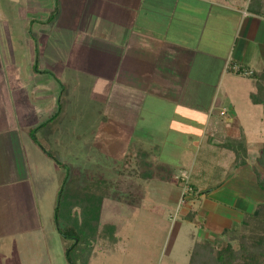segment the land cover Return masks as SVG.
Returning a JSON list of instances; mask_svg holds the SVG:
<instances>
[{"label": "crops", "instance_id": "obj_1", "mask_svg": "<svg viewBox=\"0 0 264 264\" xmlns=\"http://www.w3.org/2000/svg\"><path fill=\"white\" fill-rule=\"evenodd\" d=\"M249 2L48 0L46 5L44 0H0V48L5 49L0 53V69L17 65L15 72L0 74V79L31 83L40 79L49 85L48 74H63L66 79L61 94L55 82H51L53 93L47 86L40 90L45 98L40 104L51 107V117L59 96L63 98L64 109L54 128L76 97L71 91L64 95L65 89L70 90L66 81L71 85L89 82L91 146H95L91 154L122 162L120 168L110 169L118 173L116 182L129 193L135 180L167 183L181 171L187 172L200 193L194 199L199 206H195L190 222L207 234L193 238L192 245L210 241L256 206L239 198L237 190L224 188L225 184L254 182L257 186L256 158L251 155L252 146L257 145L251 140V130L256 126L248 122L257 109V119L264 125L261 105L250 99L257 77L264 78V0L261 14L248 9ZM10 34L21 37L12 41L16 36ZM52 42L64 53L66 49L74 52L62 60L56 58L48 70L42 55ZM23 45L25 54L21 56ZM231 63L251 75L232 73L228 68ZM155 132L161 135V143L151 142ZM134 137L139 139L136 144L131 143ZM108 145H119L127 152L134 146L135 152L116 154L108 151ZM204 152L216 157V165L209 158H200ZM171 155H175L172 163L167 162ZM142 160L149 162L143 167L153 171L151 178L134 175L133 168ZM106 182L112 188V183ZM225 193L234 196L226 200ZM49 206L44 214L51 219L54 204ZM0 219V239L7 246L8 213L3 212Z\"/></svg>", "mask_w": 264, "mask_h": 264}, {"label": "rangeland", "instance_id": "obj_2", "mask_svg": "<svg viewBox=\"0 0 264 264\" xmlns=\"http://www.w3.org/2000/svg\"><path fill=\"white\" fill-rule=\"evenodd\" d=\"M44 1L47 5L48 0ZM84 15L83 24L79 25L81 29L85 25V12ZM4 19L8 22V18ZM10 35L14 37L15 34ZM15 36L12 41L21 37ZM56 46L58 44L55 42L49 43L43 51V59L47 61L43 64L48 70H52L51 66L56 58L60 57L58 59L62 60L74 52V49H66L67 52L64 53ZM24 49L23 45L21 56L22 53L25 54ZM7 51L12 53L13 50ZM3 52L5 49L0 48V53ZM16 66L2 65L0 74H11L15 72ZM54 73L53 77L48 74V79L59 86L58 94H61V84L65 83L66 78L64 79L63 74ZM39 81L40 79L31 83L15 78L0 79V215L8 213L10 232L7 246L5 243L2 245L0 239V264H69L64 258V242L56 231L52 218H47L44 211L50 209L49 203L55 204L62 178L75 173L79 175V183L82 185L96 182L97 178H104L112 183V188L108 187L107 197L102 203L98 229L106 223L114 224L117 240H97L88 264H187L193 238L207 237V234L204 229L183 218V214L194 210L199 203L195 202V198H185L186 194L181 198L183 187L178 176L168 179L167 183L157 180L139 182L131 178L135 180L131 192L125 191V186L116 182L120 180L118 173L110 169L120 168L122 162L111 158L112 156L91 154V149L95 146H91L89 82L80 80V85H71L66 81L70 90L65 89L64 95L71 91L76 97L71 99L72 103L69 110L65 111L62 122L57 124L60 127L54 128L49 125L41 127L40 124L54 113L50 112L51 107L40 104L45 99L40 90L42 86H47L45 89L52 93L54 90L51 82L44 85V82ZM258 108L261 114L262 107ZM54 109L57 110L56 107ZM257 112L256 109L250 113L251 121L248 122L256 126L251 130V140L257 142L251 148V155L255 154V158L264 146L261 145L264 143V125L258 121ZM71 114H74L73 118L70 117ZM33 129L36 142L31 136ZM159 136L155 132L151 142L161 143L162 137ZM138 141L134 137L131 143L136 144ZM120 147L106 146L108 151H116V154L126 151ZM134 149V146H129L128 152L134 153ZM174 156H169L170 161L167 162L172 163ZM200 158H209L211 163H217L216 157L213 158L207 152L203 155L201 153ZM55 160L63 165H57ZM181 172H178L179 175ZM254 184L255 182L244 185L225 184L224 188L237 190L239 198L247 200L250 205H256L264 201V192ZM91 187L93 189L96 185L92 184ZM52 192L55 193L54 197L51 196ZM227 193L224 194L226 200L230 195L234 196ZM45 222H49V225ZM221 237L224 236L216 235L209 239L210 242H215L218 241L216 238Z\"/></svg>", "mask_w": 264, "mask_h": 264}, {"label": "trees", "instance_id": "obj_3", "mask_svg": "<svg viewBox=\"0 0 264 264\" xmlns=\"http://www.w3.org/2000/svg\"><path fill=\"white\" fill-rule=\"evenodd\" d=\"M262 1L250 0L248 9L261 14ZM250 99L262 106L264 122L263 77H257L256 91L250 94ZM63 109L64 101L59 96L57 111L41 126H55ZM33 131L34 129L31 130V136L36 142ZM43 151L52 157L47 150ZM235 153L238 161V150L235 149ZM55 161L57 165H63L58 160ZM140 163L137 168H133L134 175L144 179L151 178L153 171L143 167L149 162L142 160ZM256 175L257 186L264 192V146L256 157ZM92 184L96 185L93 189ZM188 185L190 189L185 198H196L200 193H197L191 183ZM107 188V182L103 178L84 185L79 183L77 173L62 178L57 191L59 198L57 196L53 206L52 222L64 242V258L69 264H88L95 243L100 238H108L110 242L117 240L114 224L106 223L98 229L101 205ZM195 214V210H189L185 218L191 221ZM222 235L224 237L215 242H195L190 249L187 264H264V201L257 203L252 212H245L239 222L225 228Z\"/></svg>", "mask_w": 264, "mask_h": 264}, {"label": "built area", "instance_id": "obj_4", "mask_svg": "<svg viewBox=\"0 0 264 264\" xmlns=\"http://www.w3.org/2000/svg\"><path fill=\"white\" fill-rule=\"evenodd\" d=\"M228 68L234 74H238V75H242V76L251 75L250 71L246 70L245 68H242L237 63H231ZM221 113L222 114L225 113V110H222ZM188 176H189V174H187V172H185V171H182L181 175H178V178L181 180V186L183 187V191L181 193V198L182 199H183L182 196H184L187 193V191L190 189V187L188 185Z\"/></svg>", "mask_w": 264, "mask_h": 264}, {"label": "water", "instance_id": "obj_5", "mask_svg": "<svg viewBox=\"0 0 264 264\" xmlns=\"http://www.w3.org/2000/svg\"><path fill=\"white\" fill-rule=\"evenodd\" d=\"M59 198V197H58Z\"/></svg>", "mask_w": 264, "mask_h": 264}]
</instances>
